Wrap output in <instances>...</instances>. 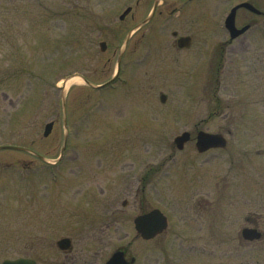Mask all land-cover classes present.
<instances>
[{"label": "rangeland", "instance_id": "rangeland-1", "mask_svg": "<svg viewBox=\"0 0 264 264\" xmlns=\"http://www.w3.org/2000/svg\"><path fill=\"white\" fill-rule=\"evenodd\" d=\"M131 1L0 0V145L31 149H0V264L17 256L64 264L68 253L56 244L64 236L75 264H103L120 247L135 264L197 263L176 239L183 222L175 177L188 173L189 146L178 151L173 137L190 119L176 116L188 104L189 77L167 41L173 26L158 27L160 18L142 26L116 80L93 86L112 76L130 25L119 15ZM160 31L166 38L154 39ZM71 76L80 82L64 90ZM152 207L168 226L144 240L133 219Z\"/></svg>", "mask_w": 264, "mask_h": 264}, {"label": "flooded vegetation", "instance_id": "flooded-vegetation-1", "mask_svg": "<svg viewBox=\"0 0 264 264\" xmlns=\"http://www.w3.org/2000/svg\"><path fill=\"white\" fill-rule=\"evenodd\" d=\"M127 8L130 25L112 75L127 64L130 37L160 18L158 27L173 26L167 41L189 77L188 104L176 115L190 119L178 132L188 140L177 150L189 146V154L188 173L175 177L183 222L177 247L198 255L196 264H264V0H134ZM68 254L64 264H75Z\"/></svg>", "mask_w": 264, "mask_h": 264}, {"label": "water", "instance_id": "water-1", "mask_svg": "<svg viewBox=\"0 0 264 264\" xmlns=\"http://www.w3.org/2000/svg\"><path fill=\"white\" fill-rule=\"evenodd\" d=\"M126 12L127 10H125L120 15V18H122ZM147 20L148 19L144 20V22ZM100 46L103 49L105 47V43L101 42ZM86 82L89 83L88 81ZM165 97L166 95L164 93L160 94L161 101H164ZM63 107H64V101H63ZM63 113H64V108H63ZM64 122H65V119H64ZM52 124H53L52 121L45 124L44 131H43V134L45 136L50 133ZM173 140H174V143L177 145V147H182L184 142L188 140V133L183 132L181 134H178L174 137ZM65 141H66V138L64 139V144H65ZM64 144H63V148H64ZM16 148H20V147H16ZM134 224H135L136 230L143 238H151L155 236L156 234L160 233L166 227V217L163 215V213L159 209L154 208L150 210L149 212L136 216L134 218ZM56 243L60 249L64 250L69 247L70 240L69 238L62 237L58 239ZM133 261H134V258L127 260L124 257V252L121 250H117L107 259L105 264H131L133 263ZM2 264H36V262L35 260L31 258L18 257L14 259H9V258L4 259Z\"/></svg>", "mask_w": 264, "mask_h": 264}, {"label": "bare ground", "instance_id": "bare-ground-1", "mask_svg": "<svg viewBox=\"0 0 264 264\" xmlns=\"http://www.w3.org/2000/svg\"><path fill=\"white\" fill-rule=\"evenodd\" d=\"M80 82V77L78 76H72L69 77L68 79L64 80V90L71 84L73 83H79Z\"/></svg>", "mask_w": 264, "mask_h": 264}]
</instances>
